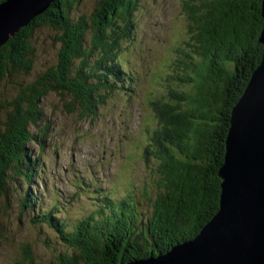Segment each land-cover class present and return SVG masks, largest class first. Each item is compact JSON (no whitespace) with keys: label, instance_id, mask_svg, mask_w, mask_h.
Masks as SVG:
<instances>
[{"label":"trees","instance_id":"obj_1","mask_svg":"<svg viewBox=\"0 0 264 264\" xmlns=\"http://www.w3.org/2000/svg\"><path fill=\"white\" fill-rule=\"evenodd\" d=\"M140 1L99 0L79 11L86 0H54L0 45V84L5 85L0 196L5 205L13 183L15 189L23 185L18 203L23 213L37 201L32 181L44 168L39 150L48 134L43 106L48 94L62 96L66 111L75 105L73 111L77 107L93 116L112 96L134 91L137 76L121 55L124 43L134 39ZM181 2L187 39L174 49L179 71L165 97L154 98L158 131L143 149L146 163L154 162L152 196L144 191L139 202L120 191L116 199L101 182L86 178L83 185L93 192L91 210L73 225L52 209L30 218L32 225L52 230L64 246L53 264H127L157 256L197 236L218 209L217 173L231 109L263 52L261 0ZM38 31L48 32L57 45L45 66L37 59L43 51V43L35 44ZM22 258L38 264L27 244Z\"/></svg>","mask_w":264,"mask_h":264},{"label":"rangeland","instance_id":"obj_2","mask_svg":"<svg viewBox=\"0 0 264 264\" xmlns=\"http://www.w3.org/2000/svg\"><path fill=\"white\" fill-rule=\"evenodd\" d=\"M97 1L86 0L79 11H88ZM181 1H140L134 21L137 23L134 39L124 43L121 55L127 62V69L138 78L133 94L112 96L93 116L77 107L73 111L75 105L66 111L61 103L62 96L54 93L46 96L43 106L49 127L39 150L44 168L32 181L37 201L33 208L23 213L18 205L24 194L23 185L15 189L14 183L10 185L14 191L8 205L0 196V264H26L22 258L24 244L31 249L38 264L55 262L56 256L65 250L64 246L52 230L45 225H32L30 218L52 209L59 219L73 225L91 210L93 192L83 185L86 178L101 180L94 184L101 182L103 190H112L116 199L122 196L120 191L139 202L143 201L144 191L146 196H152L154 190L150 183L154 186V162L146 163L143 149L154 142V134L158 131L154 98H163L161 96L173 88L170 80L179 71V68L176 70L179 54L174 49L184 47L183 41L187 39ZM42 43L44 52L37 53V59L45 66L46 58L54 56L57 45L51 43L48 32L38 31L35 44L42 46ZM4 86L0 84L1 93ZM32 148L34 155L38 154V145L33 143ZM21 213L22 218L18 219ZM175 246L159 255L167 254Z\"/></svg>","mask_w":264,"mask_h":264},{"label":"water","instance_id":"obj_3","mask_svg":"<svg viewBox=\"0 0 264 264\" xmlns=\"http://www.w3.org/2000/svg\"><path fill=\"white\" fill-rule=\"evenodd\" d=\"M54 0L0 4V45ZM261 60L236 103L225 140L219 206L196 238L127 264H264V0Z\"/></svg>","mask_w":264,"mask_h":264},{"label":"bare ground","instance_id":"obj_4","mask_svg":"<svg viewBox=\"0 0 264 264\" xmlns=\"http://www.w3.org/2000/svg\"><path fill=\"white\" fill-rule=\"evenodd\" d=\"M177 56V55H176Z\"/></svg>","mask_w":264,"mask_h":264}]
</instances>
